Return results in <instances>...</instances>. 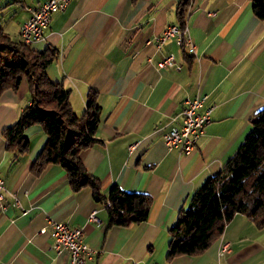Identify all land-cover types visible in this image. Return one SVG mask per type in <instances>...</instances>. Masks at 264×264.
<instances>
[{
	"label": "crops",
	"instance_id": "obj_1",
	"mask_svg": "<svg viewBox=\"0 0 264 264\" xmlns=\"http://www.w3.org/2000/svg\"><path fill=\"white\" fill-rule=\"evenodd\" d=\"M45 1L0 0V25L21 39L31 8ZM177 3L69 0L52 14L44 35L30 43L37 50L57 48L47 73L70 89L78 114L85 109L88 89L98 91V139L80 156L100 179L103 195L117 184L153 200L145 221L110 225L107 199H95L88 186L73 189L61 165L50 163L33 172L32 162L47 141L41 124L25 128L30 142L25 153L7 150L3 129L30 102L23 77L18 87L0 95L5 181L0 264H70L69 251L56 250L49 232H39L48 227L47 217L82 227L84 241L96 251L85 264H264V227L243 213H236L205 251L167 257L179 210L238 149L251 128L250 117L264 105V19L254 14L251 0H192L186 25L193 47L181 46L174 37L161 48L148 43L169 24L179 23ZM169 52L180 69L155 64ZM202 94L207 95L205 106H213L205 133L189 153L168 148L164 132L182 123L185 100ZM94 209L99 221L89 219ZM224 242L231 250L220 255Z\"/></svg>",
	"mask_w": 264,
	"mask_h": 264
},
{
	"label": "trees",
	"instance_id": "obj_2",
	"mask_svg": "<svg viewBox=\"0 0 264 264\" xmlns=\"http://www.w3.org/2000/svg\"><path fill=\"white\" fill-rule=\"evenodd\" d=\"M191 3L192 0H178L176 14L182 27L186 25ZM251 7L258 18L264 19V0H251ZM57 55V48L34 49L0 25V95L7 88L18 87L23 77L28 81L30 93V102L3 129L6 149L16 156L25 153L30 146L25 128L41 124L47 141L32 162L34 173L50 163L59 164L66 170L73 189L88 186L95 199L109 201L110 225L145 221L153 200L150 194L126 191L114 184L105 196L100 179L85 167L80 152L98 139L96 131L102 107L98 91L90 87L83 113L74 110L70 89L61 81H52L47 73ZM250 123L251 128L238 149L217 173L209 175L194 190L188 204L179 210L170 227L168 258L205 251L222 235L236 213H243L258 227H264V105L250 117Z\"/></svg>",
	"mask_w": 264,
	"mask_h": 264
},
{
	"label": "built area",
	"instance_id": "obj_3",
	"mask_svg": "<svg viewBox=\"0 0 264 264\" xmlns=\"http://www.w3.org/2000/svg\"><path fill=\"white\" fill-rule=\"evenodd\" d=\"M69 0H47L39 6L31 8L30 16L21 25V37L27 39L28 43L41 38L45 29L48 27L52 14L56 11L63 10ZM171 37L181 46L193 47V43L188 34V27H182L179 23L169 24L161 34L153 39H149L148 43H154L157 48ZM151 61L153 59L150 58ZM159 67H175L180 69L182 64L176 61L173 52H169L162 56L161 59L155 61ZM207 95L202 94L194 98H187L182 108V123L178 126H171L164 132V141L168 148H177L183 153H189L198 144L199 139L205 133L206 126L212 120L213 106H205ZM132 145H130V149ZM5 181L0 172V202L4 200ZM15 204H20L19 199H14ZM109 205V201H106ZM89 219L99 221L94 209ZM48 227L39 229L40 233L49 232L54 238V248L56 250L67 249L70 253V264H85L87 259L93 257L96 251L91 248L83 237L82 227L71 226L68 222L56 220L47 217ZM229 242H224L220 247V255L230 252Z\"/></svg>",
	"mask_w": 264,
	"mask_h": 264
},
{
	"label": "bare ground",
	"instance_id": "obj_4",
	"mask_svg": "<svg viewBox=\"0 0 264 264\" xmlns=\"http://www.w3.org/2000/svg\"><path fill=\"white\" fill-rule=\"evenodd\" d=\"M22 39L24 40L25 43H28L27 39H25L24 37H22Z\"/></svg>",
	"mask_w": 264,
	"mask_h": 264
}]
</instances>
